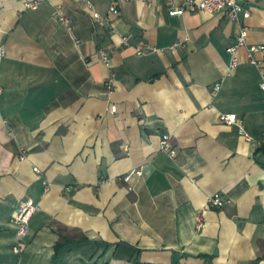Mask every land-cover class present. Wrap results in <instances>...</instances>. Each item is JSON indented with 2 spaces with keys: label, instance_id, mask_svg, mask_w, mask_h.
<instances>
[{
  "label": "crops",
  "instance_id": "0c3cea01",
  "mask_svg": "<svg viewBox=\"0 0 264 264\" xmlns=\"http://www.w3.org/2000/svg\"><path fill=\"white\" fill-rule=\"evenodd\" d=\"M27 1L0 0V264H264V53L241 47L231 71L228 51L244 26L264 45V0L242 22L172 15L184 0Z\"/></svg>",
  "mask_w": 264,
  "mask_h": 264
},
{
  "label": "built area",
  "instance_id": "2783aa9c",
  "mask_svg": "<svg viewBox=\"0 0 264 264\" xmlns=\"http://www.w3.org/2000/svg\"><path fill=\"white\" fill-rule=\"evenodd\" d=\"M40 2L39 1H27L26 7L37 9L39 7ZM112 13L118 14L119 10L116 6H113L111 9ZM186 11L191 12H209L212 14L216 13H222L227 12L229 17L233 20H236L238 22H242L245 18L250 16V9L248 7V0H184V3L182 7L175 8L171 10L172 15H182ZM95 17L100 20L104 21L107 20L106 17H103L99 13H95ZM59 19L66 23H71V19L68 17H65L63 15H59ZM248 29L244 26L242 27L241 33L239 37L237 38V42L229 47L228 51L231 54V65L230 70L234 71L237 69L240 64L242 63V60L239 55V49L241 47H247L248 48V56L252 63L259 65V62L254 58V54L257 52H263L264 53V45H250L248 46ZM101 55L103 59L106 61V63L110 64V57L108 54V51L105 49H102ZM139 53H143V51H139ZM6 54L4 45H0V59L3 58ZM222 87V83H216L214 86V93L216 94ZM262 88L264 89V75L262 80ZM113 109L116 110V107H113ZM221 120L223 122L232 124L237 121V115L235 113L233 114H221L220 116ZM241 132H243V129L241 128ZM248 136V135H246ZM170 135L165 134L162 137L161 141V150L164 152H168L172 156H176V150L172 148V145L170 143ZM21 157H25V154H23ZM37 172H40L39 168H35ZM128 178V177H127ZM225 200L216 195L212 196L208 199L207 205L209 207H220L225 204ZM37 209V203L33 199H27L21 202L19 209L15 216V221L17 224V236L19 241H21L23 238L26 237V235L29 232L30 229V221ZM199 227L202 226V218L199 217Z\"/></svg>",
  "mask_w": 264,
  "mask_h": 264
}]
</instances>
